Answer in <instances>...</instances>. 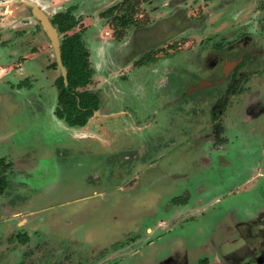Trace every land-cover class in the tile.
I'll return each instance as SVG.
<instances>
[{"label":"rangeland","instance_id":"obj_1","mask_svg":"<svg viewBox=\"0 0 264 264\" xmlns=\"http://www.w3.org/2000/svg\"><path fill=\"white\" fill-rule=\"evenodd\" d=\"M114 1L124 0H54L47 8L53 15L79 7L74 31L82 29L92 54L88 88L101 98L83 127L54 112L61 69L50 67L57 61L51 39L44 38L48 51L36 30L0 20V159L7 163L0 264H121L115 250L139 229L162 236L142 249L141 264H246L257 254L264 264V233L254 226L264 210V115L228 116L229 131L217 143L204 130L220 86L204 85L211 60L197 47L216 30H192L189 21L197 3L209 0H187L177 16L158 8L153 17L160 19L135 32L132 48L114 39L107 12ZM229 1L226 20L240 4L264 15L263 0ZM138 6L129 10L137 21L150 9ZM146 52L163 62L129 65Z\"/></svg>","mask_w":264,"mask_h":264},{"label":"flooded vegetation","instance_id":"obj_2","mask_svg":"<svg viewBox=\"0 0 264 264\" xmlns=\"http://www.w3.org/2000/svg\"><path fill=\"white\" fill-rule=\"evenodd\" d=\"M36 1L38 3L31 0H0V9H3L2 11L0 10V20L7 19L9 23L13 25V27H11L13 29L15 22L18 25L21 23L28 25L26 28L28 30L31 29L36 30V33L34 35L39 36L43 40L42 43L43 44L45 43L46 46L47 38L50 39V37L49 34L44 30L41 20L36 19V15L34 14V11H36V7H38L39 9L43 10L45 14L48 15L52 24L54 25L58 33L59 49L61 53V40L64 36V33L60 32L58 25L54 22V19L58 13L61 12L64 13L67 12L68 10H71L72 14L78 20L77 25L71 31H69V34H71L73 33L72 31H74V29L81 23L80 21L81 19H79V17L76 14V11L79 7L78 5H73L65 10H59L54 12L53 15H50L51 14L50 11L47 10L48 4L50 2L51 5H54L55 4V2H53L54 0H36ZM126 1L127 0L121 2L119 6H116L115 5L116 3L114 1L113 4L110 5L109 14L112 16L114 22L113 23L114 39L120 41L124 37V39H126V42H128V44L129 42L133 43L134 36L136 34L135 32L137 30H140L141 28L150 27L149 20L150 22H152L156 18L160 19V17H157V15L153 17V14L158 10V8H164L165 10L168 11L172 10L171 11L172 13L170 12V14H168L167 16H177L183 14L185 8H183L181 5L182 3H185V1L187 2V0H182L181 4L176 3V5L174 6L171 4L174 2V0H136L135 2L131 1L132 3H135V7H137L138 5L143 6L145 4L150 6L148 12H146V10H143L141 14H138L139 17H141L139 18V21L141 22L140 23L139 21L136 20L137 18L130 17L129 10H131V8H129V6L131 2L128 4H124ZM191 2L194 4V0H192ZM209 2L210 5L208 6H204V5L201 6V2L197 3L199 6L197 8L198 10L197 14H194V16L191 15L192 21H189L190 23L189 25L192 26L191 27L192 30H196L195 24L197 25L199 24L200 26H202L203 24L206 25L205 32L206 30H212V29L216 30L212 34H206V35L203 34V37H201L199 40L197 51L199 54L201 53L202 56L207 55L208 58L211 60V62L209 61V68L212 70L213 76L210 77L209 79L210 81L207 82H212V84H216L220 86L219 91L217 92L214 98L215 101L217 102L216 110L211 116L212 117L211 120H208L206 126L204 127V130L208 132L207 137L210 140L213 139L215 143H217L219 140L221 141V139L223 138L222 136L226 135L227 132L229 131L228 127L232 122V120L234 119V115L237 117L240 116L241 113L243 112L245 113L246 117L249 116L252 120L256 118H261L264 115V15L259 18H256L252 14L251 7H245L243 4H240L234 17H229L231 19L226 20L224 17V12L222 10L228 5L230 1L216 0V2H218V4L216 5H214L215 0L212 1L209 0ZM192 3L188 4V7L191 6ZM137 8L139 9V6ZM203 8H205L203 15H199L200 9ZM114 12L117 13L115 14ZM29 16H34V18L29 19ZM24 19H29V20L23 22ZM123 24L127 26L125 28L121 27L120 25ZM2 28L4 27L2 22L0 21L1 45H3L6 40V38L2 37L1 34ZM121 31L123 32V36L118 37V33H120ZM74 32H80L84 39V34L82 32V29ZM10 33L14 34L16 32L15 30H12ZM19 34L28 35L29 32L27 34L25 31H21L19 32ZM13 37L12 38L14 40H18L17 36L14 35ZM44 38L46 41L44 40ZM128 44H127L128 48L129 47L132 48V44H129L130 46ZM86 46L88 47L87 43ZM46 47H47L46 50L49 51V46ZM158 50L159 49L156 48L154 51L156 52ZM129 52L132 53V49H129L126 55H124L125 58L128 55H131V53ZM91 55L92 54L90 51V60H91ZM145 56L148 57V59H145L144 58ZM159 60L160 62H163V59L162 60L159 59L156 54L154 53L152 54V52H148V53L146 52L140 58L133 59L132 63L129 65L132 67L139 68L151 62H155ZM20 64L21 63L18 62L19 68H22ZM50 67L53 68L59 67L61 69L60 75H63L64 77L63 68L59 63L58 55H57V61L53 62V64H51ZM4 69H7V67H3V70ZM12 69L13 68L11 67L10 70ZM94 74H95V69H94ZM92 80H93V76H92ZM91 83H89L88 85H90ZM22 84L23 83H20V85ZM56 85L58 87V90L60 91L58 81ZM88 85L87 87H85V89L93 91L88 88ZM196 86H194V88H196ZM77 89L82 90L83 88L80 87ZM59 91H58V95H59ZM93 92H96L98 94L97 91H93ZM232 98L236 99L235 102L231 100ZM223 101H224V108H221ZM57 104H58V99H57ZM243 104H244V108L242 109ZM95 114H98L97 110H94L93 115H91L90 118H92ZM228 116H232L233 119L229 118ZM90 118L88 119L85 125H75V126L70 125L63 118L60 119L64 120L69 126L83 127L88 124ZM261 216H264V210L259 215L258 220L254 226L256 229L258 228L257 230L260 233H264V225L260 223V222H264V220H262ZM162 221L163 220H161L160 222ZM158 227L163 228V226L161 225H158ZM161 237H162L161 235L152 237L149 234L148 229H145L143 231L139 229L136 230L135 232L134 231L130 232L128 236V243L125 246H120L118 249L115 250V252H119L120 258H122L121 264H129L127 263L128 261H130V264H141L139 257H141L140 254L143 251L142 249L143 248L145 249V251H143V253L145 254L149 250L148 248H152L145 246H150L158 238ZM259 246L257 247L260 248ZM261 247L262 248H260L259 251H261L263 254L264 247L263 246ZM259 251L257 250L256 254ZM136 254H139V256L137 258H134L136 257L135 256ZM217 255L218 254L216 253L215 256L216 259L218 258L221 261L222 258L218 257ZM256 256L257 258L254 259H257L256 260L257 262L258 260L261 262L262 255L259 256L257 254ZM227 258L228 257L225 255V260ZM254 259L252 260L251 258L252 261H250L247 257L245 263L252 264V262H255ZM161 263L162 262L158 264ZM236 263L238 264V262Z\"/></svg>","mask_w":264,"mask_h":264},{"label":"trees","instance_id":"obj_3","mask_svg":"<svg viewBox=\"0 0 264 264\" xmlns=\"http://www.w3.org/2000/svg\"><path fill=\"white\" fill-rule=\"evenodd\" d=\"M129 8L134 9L135 3L131 2ZM107 12L109 13V10ZM54 22L58 25L60 32L64 33L61 40V56L67 69V82H65L63 75H60L57 80L60 91L55 113L70 125H85L93 115L94 110H98L101 104V98L96 92L85 89L92 82L94 74L90 51L80 32L69 34V31L78 23L71 10L58 13ZM120 26L125 28L127 25ZM122 31L118 33V37L123 36ZM80 87L83 89L78 90L77 88ZM6 164L5 160L1 158L0 195L7 188L6 176L4 175L6 174Z\"/></svg>","mask_w":264,"mask_h":264},{"label":"water","instance_id":"obj_4","mask_svg":"<svg viewBox=\"0 0 264 264\" xmlns=\"http://www.w3.org/2000/svg\"><path fill=\"white\" fill-rule=\"evenodd\" d=\"M34 14L36 15V17L38 19L41 20V22L43 24L44 30L49 34V37H50L51 41L53 42L54 46L56 47L57 55H58V60H59V63L61 65V67L63 68L64 77H65V80L67 82V79H66L67 72H66L65 66L63 64L62 57H61V53H60V49H59L58 33H57L54 25L52 24L50 18L48 17L47 14H45L43 12V10H41V9H39V8L36 7V11H34ZM211 83L212 82H205L204 85L211 84Z\"/></svg>","mask_w":264,"mask_h":264},{"label":"crops","instance_id":"obj_5","mask_svg":"<svg viewBox=\"0 0 264 264\" xmlns=\"http://www.w3.org/2000/svg\"><path fill=\"white\" fill-rule=\"evenodd\" d=\"M31 1H35V2H37L36 0H31ZM38 3V2H37ZM38 8V7H37ZM32 17H34V16H32ZM36 19H38L37 17H36Z\"/></svg>","mask_w":264,"mask_h":264}]
</instances>
